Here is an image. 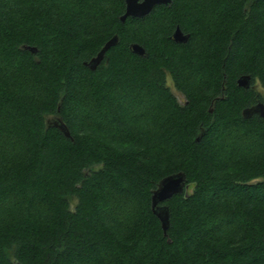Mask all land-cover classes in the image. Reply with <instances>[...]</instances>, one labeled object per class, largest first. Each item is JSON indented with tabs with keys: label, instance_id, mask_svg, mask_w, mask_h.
I'll return each instance as SVG.
<instances>
[{
	"label": "trees",
	"instance_id": "1",
	"mask_svg": "<svg viewBox=\"0 0 264 264\" xmlns=\"http://www.w3.org/2000/svg\"><path fill=\"white\" fill-rule=\"evenodd\" d=\"M124 11L0 0V264H264V119L242 115L264 102V0ZM178 171L164 235L151 195Z\"/></svg>",
	"mask_w": 264,
	"mask_h": 264
},
{
	"label": "water",
	"instance_id": "2",
	"mask_svg": "<svg viewBox=\"0 0 264 264\" xmlns=\"http://www.w3.org/2000/svg\"><path fill=\"white\" fill-rule=\"evenodd\" d=\"M125 11L120 16V20L125 22L128 17L131 18H144L149 15L155 6L160 4L171 5L173 0H124ZM190 34L185 33L180 26H177L172 33V38L177 43L188 42ZM119 36L113 35L93 56L90 60L85 61L84 65L91 70H95L98 65L104 60L108 50L117 45ZM24 48L31 52H37V47L25 45ZM132 52L140 55H146V49L138 42L130 45ZM239 86L249 88L251 86V75L243 74L237 79ZM212 112V108H210ZM259 115L264 119V102L258 101L250 106L243 108L242 115L244 118H250L253 115ZM49 127H56L63 132L66 137L71 136V132L60 116H52L46 120ZM199 140V138L197 139ZM189 184L187 182V175L184 171H178L163 177L157 184L156 188L152 191L151 207L152 212L158 217L163 229L164 235H167V230L170 227V208L165 202L177 194L187 193Z\"/></svg>",
	"mask_w": 264,
	"mask_h": 264
},
{
	"label": "rangeland",
	"instance_id": "3",
	"mask_svg": "<svg viewBox=\"0 0 264 264\" xmlns=\"http://www.w3.org/2000/svg\"><path fill=\"white\" fill-rule=\"evenodd\" d=\"M173 92L175 93V95L178 97V99H179L180 101H183V100H184V97H183V95H182L180 92H178V91L175 90V89H173ZM192 188H193L192 186H189V188H188V192H191V191H192ZM71 201H72V207H74L75 200L72 199Z\"/></svg>",
	"mask_w": 264,
	"mask_h": 264
},
{
	"label": "flooded vegetation",
	"instance_id": "4",
	"mask_svg": "<svg viewBox=\"0 0 264 264\" xmlns=\"http://www.w3.org/2000/svg\"><path fill=\"white\" fill-rule=\"evenodd\" d=\"M172 2H173V1H172ZM160 5H165V4H160ZM157 6H158V5H157ZM166 6H169V5H166ZM155 7H156V6H155ZM153 10H154V9H153ZM209 12H210V11H209ZM174 30H175V29H174ZM174 30H173V31H174ZM172 33H173V32H172ZM171 37H172V36H171ZM172 39H173V38H172Z\"/></svg>",
	"mask_w": 264,
	"mask_h": 264
}]
</instances>
